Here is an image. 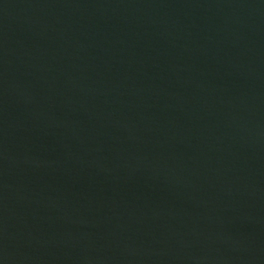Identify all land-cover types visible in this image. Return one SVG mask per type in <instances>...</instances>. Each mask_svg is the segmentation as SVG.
I'll return each instance as SVG.
<instances>
[{
    "label": "water",
    "instance_id": "water-1",
    "mask_svg": "<svg viewBox=\"0 0 264 264\" xmlns=\"http://www.w3.org/2000/svg\"><path fill=\"white\" fill-rule=\"evenodd\" d=\"M0 264H264V0H0Z\"/></svg>",
    "mask_w": 264,
    "mask_h": 264
}]
</instances>
